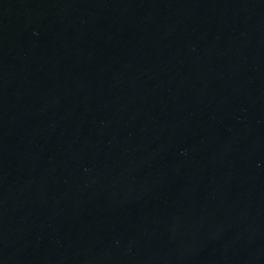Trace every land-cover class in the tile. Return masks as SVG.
<instances>
[{
    "label": "water",
    "instance_id": "1",
    "mask_svg": "<svg viewBox=\"0 0 264 264\" xmlns=\"http://www.w3.org/2000/svg\"><path fill=\"white\" fill-rule=\"evenodd\" d=\"M0 264H264V0H0Z\"/></svg>",
    "mask_w": 264,
    "mask_h": 264
}]
</instances>
